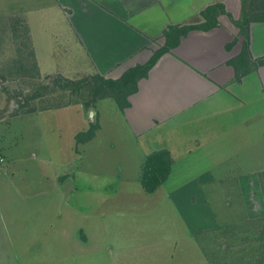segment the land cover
I'll return each instance as SVG.
<instances>
[{"label": "rangeland", "instance_id": "obj_1", "mask_svg": "<svg viewBox=\"0 0 264 264\" xmlns=\"http://www.w3.org/2000/svg\"><path fill=\"white\" fill-rule=\"evenodd\" d=\"M79 47L57 0H0V155L6 159L0 264L258 261L253 256L262 249L264 255V222L249 220L238 181L206 178L220 156L209 154L206 133H192L202 145L173 162L168 180L147 193L141 182L152 147L167 151L176 143L178 153L180 134L161 127L140 137L128 108L114 98L91 103L97 75ZM127 66L106 77L120 79ZM59 70L69 73V82L55 86L54 79L64 77ZM255 102L259 112L248 124L256 129L258 150L248 149L251 135L244 132L238 143L227 138L222 151L225 157L242 153L244 163L257 162L261 171L264 101ZM96 125L95 138L79 143L77 136ZM193 143L180 137V145ZM250 164H242L243 171ZM255 181L264 199V174ZM213 217L221 228L211 237L206 227Z\"/></svg>", "mask_w": 264, "mask_h": 264}, {"label": "crops", "instance_id": "obj_2", "mask_svg": "<svg viewBox=\"0 0 264 264\" xmlns=\"http://www.w3.org/2000/svg\"><path fill=\"white\" fill-rule=\"evenodd\" d=\"M57 1L81 46L79 49L84 50L86 61L90 63V74L95 71L106 79L112 71L125 68L131 62L134 63L127 66V70L147 64L156 51L165 46V33L171 27L197 26L182 36L176 48L160 57L148 75L138 82V91L129 98L130 125L140 137L161 127H169L177 136L180 134L178 153L176 143L165 147L170 150L173 162L193 154L191 149L196 153V146L202 145L204 139L192 133L205 132L209 154L214 156L217 150L220 153L219 160L206 169V178L238 181L236 185L241 189L238 193L244 197L249 220L264 222V199L255 181L259 174H264V169L260 171L257 162L253 166L251 157V164L244 163L242 153L225 157L222 151V143L227 138L233 135L235 143L240 142L244 132L251 135L248 149L258 150L257 140H252L256 129L248 123L252 114L259 112L254 101H264V10L255 11V18H249L246 34H243L236 23L243 22L244 13L248 12L243 5L245 0ZM218 4L226 11L219 17L218 25L210 30L200 28L206 22L202 13ZM246 40L248 65H231V61L242 55ZM56 73L69 78L65 71ZM80 73L78 75H83ZM181 136L184 141L194 143L180 145ZM152 148V153L159 152L157 146ZM242 164L250 166L243 171ZM208 197L210 199V195ZM208 223L206 234L218 236L221 226H217L214 217L213 222ZM254 241L249 246L252 253L259 249ZM258 253L253 258L259 257L260 262L252 264H264V255ZM208 259L211 261L209 256Z\"/></svg>", "mask_w": 264, "mask_h": 264}, {"label": "trees", "instance_id": "obj_3", "mask_svg": "<svg viewBox=\"0 0 264 264\" xmlns=\"http://www.w3.org/2000/svg\"><path fill=\"white\" fill-rule=\"evenodd\" d=\"M245 1L246 2H244V4L246 5H244V7L248 12L244 13L245 19L243 22L236 23V25L241 29L243 34H246L249 24V18L254 17L256 15L255 11L264 10L263 0H251L252 2L250 3L249 0ZM223 14H226V11L224 6L221 4L207 8L202 13V16L206 18V22L204 25H201L200 28L210 30L216 27L219 23V17ZM260 16H262L261 13ZM193 29H197V26H189L182 28L171 27L169 31L165 33V46L156 51L154 56L147 64L130 69L120 79H106L100 75L94 77L95 86L93 89V99L91 103H96L99 100H103L105 98H114L119 107H121V109L129 108V98L138 91V82L143 77H146L148 75V72L154 67L160 57L168 53L171 49L176 48V46L180 42V38L188 34V32ZM27 40L30 41L29 37ZM232 46L228 48L231 49ZM248 53L249 43L246 40L243 43L242 55L239 59H237L239 61L234 60L231 61L230 64L236 66L235 64L240 63L241 67H246L248 65ZM63 81L66 83L69 82L68 79L58 76L54 79L52 84L58 86ZM51 87L54 86L51 85ZM89 106L90 104H87V107ZM99 128V125L98 127L97 125L92 126L88 132L80 133L77 136L79 143L85 144L93 140ZM147 163L148 165L146 167V170L144 171V175L142 176L141 184L147 193L152 194L156 192L159 187L168 180L169 176L172 173L173 161L171 153L169 151L156 152L149 156Z\"/></svg>", "mask_w": 264, "mask_h": 264}, {"label": "built area", "instance_id": "obj_4", "mask_svg": "<svg viewBox=\"0 0 264 264\" xmlns=\"http://www.w3.org/2000/svg\"><path fill=\"white\" fill-rule=\"evenodd\" d=\"M6 163V159L0 155V167H2L4 164ZM2 171L0 170V175H1Z\"/></svg>", "mask_w": 264, "mask_h": 264}, {"label": "water", "instance_id": "obj_5", "mask_svg": "<svg viewBox=\"0 0 264 264\" xmlns=\"http://www.w3.org/2000/svg\"><path fill=\"white\" fill-rule=\"evenodd\" d=\"M71 189H73V184L72 183H68V185H67V193H70Z\"/></svg>", "mask_w": 264, "mask_h": 264}]
</instances>
